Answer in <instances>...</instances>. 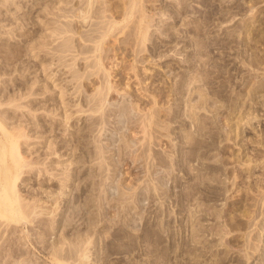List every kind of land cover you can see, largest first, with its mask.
Returning a JSON list of instances; mask_svg holds the SVG:
<instances>
[{"label":"rangeland","instance_id":"obj_1","mask_svg":"<svg viewBox=\"0 0 264 264\" xmlns=\"http://www.w3.org/2000/svg\"><path fill=\"white\" fill-rule=\"evenodd\" d=\"M67 1L0 0V100L33 87L14 126L36 163L18 183L33 202L58 199L37 217L49 233L34 224L24 244L18 227L0 248L24 249L22 264L59 247L88 264H264V0H91L86 20ZM68 22L75 34L53 31Z\"/></svg>","mask_w":264,"mask_h":264},{"label":"bare ground","instance_id":"obj_2","mask_svg":"<svg viewBox=\"0 0 264 264\" xmlns=\"http://www.w3.org/2000/svg\"><path fill=\"white\" fill-rule=\"evenodd\" d=\"M91 0H81L80 2H82L83 4H84V2L86 3V5H85V7H86V10H85V7L83 8L82 6H83V4H79L76 8H74V6H72V7H70V8H68L66 11H65V13L67 14V12L68 13H73V15H75V16H78V17H80L81 15L83 16V19L82 20H86V19H88L89 18V15H90V12H94V13H96L94 10H93V6H94V3L93 2H90ZM93 1V0H92ZM128 1H130V0H126V2H128ZM73 1L72 0H68L67 1V6H68V4L69 3H72ZM132 1H130V3L127 5L128 7H130L131 9L133 8V6H134V3L132 2ZM97 3H99V1H97ZM102 3V2H101ZM137 3H138V0H137ZM126 6V7H127ZM111 7V6H110ZM109 7V8H110ZM124 7V9H125V6H123ZM80 8H82L83 9V11H82V13L83 14H80L81 12H77ZM103 8H105V6L103 7ZM130 8L128 9H125L124 11H128V10H130ZM137 8L138 7H136V10H137ZM63 9V8H62ZM61 9V10H62ZM95 9H97V8H95ZM59 10V9H58ZM92 10V11H91ZM99 10V9H98ZM97 10V11H98ZM106 10V9H105ZM105 10H104V12L103 13H105ZM107 11V10H106ZM112 11V10H111ZM134 11H135V9H134ZM133 11V13H132V15L134 14V13H136V12H138V10L136 11V12H134ZM102 12H99V13H102ZM129 12V11H128ZM128 12H127V14H128ZM140 12V11H139ZM62 13V12H61ZM93 13V14H94ZM98 13V14H99ZM102 13V15L104 16V14ZM125 13V12H124ZM87 14V15H86ZM126 14V15H127ZM64 16H65V14H63ZM62 15V16H63ZM92 15V14H91ZM131 15V16H132ZM60 16V15H59ZM58 16V17H59ZM68 16V15H67ZM102 16V17H103ZM105 17H107V15L105 16ZM81 18V17H80ZM101 18V17H100ZM56 20V19H55ZM59 21V20H58ZM106 21V20H105ZM113 21V22H112ZM110 20V21H108V22H110V27L108 28L107 27V29H106V31L108 30V29H112L113 27H114V25H115V23H117V22H115L114 20ZM55 22V21H54ZM57 22V21H56ZM61 22V21H60ZM74 22V21H73ZM99 22V21H98ZM101 23H102V21H100ZM107 22V23H108ZM145 22V21H144ZM69 23V22H68ZM61 24H62V22H61ZM66 25L64 26V28H62V27H58V26H55V28L53 27V31L54 32H56V33H58L59 34V36H60V34H67V33H72V34H75V32H76V25L75 24H72V23H69V24H67V23H65ZM100 24V23H99ZM104 24V23H103ZM106 24V23H105ZM96 25V24H95ZM108 26H109V24H107ZM97 26V25H96ZM99 26V25H98ZM101 26V25H100ZM104 26V25H103ZM106 26V25H105ZM58 27V28H57ZM97 28V27H96ZM105 28V27H104ZM117 28H119V27H117ZM144 28H146V27H144V25H143V29ZM100 29V28H99ZM79 30V29H78ZM92 30V29H91ZM110 30H108V31H110ZM115 30H117L116 29V27H115ZM53 31H51V32H53ZM93 31L94 32H98V31H96V30H94L93 29ZM102 31V30H101ZM113 31V30H112ZM147 31V30H146ZM54 32H53V34H54ZM78 32V31H77ZM81 32V31H80ZM55 33V34H56ZM91 33V32H90ZM99 33V32H98ZM105 33V32H104ZM58 34H57V36H58ZM85 34V33H84ZM95 34V33H94ZM49 35V34H48ZM48 35H46V36H48ZM87 35V34H86ZM89 35V34H88ZM87 35V36H88ZM143 35H144V33H143ZM142 35V36H143ZM44 36V35H43ZM49 36H51V34L49 35ZM53 36V35H52ZM97 36V35H96ZM95 35H90L88 38L86 37V39H84V40H86V41H88V40H92V41H94L93 39L94 38H97ZM101 36H103L102 34H101ZM43 38V37H42ZM45 38V37H44ZM43 38V39H44ZM65 38H67L68 39V37L67 36H65ZM99 38V37H98ZM139 38H141V37H139ZM62 39V38H61ZM64 39V38H63ZM62 39V41L63 42H66V39L65 40H63ZM47 40V39H46ZM45 40V41H46ZM69 40V39H68ZM67 40V43L64 45L63 44V42H61L60 41V44L62 43L63 45H62V47H61V49L59 48V46H61V45H59L58 46V48H59V50L61 51V52H66V51H71V47L72 48H74L73 46H70V43H69V41L71 40V38H70V40L68 41ZM45 41H43L42 42V40H41V42H39V43H41L40 44V46H42L43 45V43L45 42ZM73 41V40H72ZM89 41V42H90ZM91 41V42H92ZM97 41H99V40H97ZM96 40L94 41V42H97ZM71 42V41H70ZM93 43V42H92ZM98 43V42H97ZM37 44V43H36ZM45 44V43H44ZM46 44H48V43H46ZM39 45V44H38ZM72 45V44H71ZM39 46V47H40ZM43 46H45V45H43ZM43 46L41 47V48H43ZM95 48H96V51L98 50L99 51V49H101V48H103V47H101L100 48V44H99V47L97 48V45L96 46H94ZM35 48H36V46H35ZM34 48V49H35ZM45 48V47H44ZM90 48V47H89ZM91 48H93V46L91 47ZM90 48V49H91ZM37 49V48H36ZM56 50H58L57 48H55ZM89 49V50H90ZM41 50V49H40ZM43 50V49H42ZM76 50V49H75ZM53 51H55V50H53ZM78 51L80 52V53H84L85 51H86V53H87V51H88V48H87V46H82L81 47V45L80 46H78ZM56 53V52H55ZM49 54V53H48ZM98 54V53H97ZM100 54H102L101 53V51H100ZM67 55V54H66ZM19 53L17 52V54L15 53L13 56H12V58H13V60L15 59V60H17V57H18V59H19ZM46 56V55H45ZM60 56V55H59ZM93 56V55H92ZM95 56V55H94ZM97 56V55H96ZM100 56V55H99ZM104 56V55H103ZM12 58H11V56H10V58L9 57H6V61L7 62H9L10 60H12ZM61 58V57H60ZM46 59V58H45ZM102 59V60H101ZM58 60V59H57ZM60 60V59H59ZM61 60H62V58H61ZM100 60L101 61H103L104 59L103 58H100ZM64 61V60H63ZM62 61V62H63ZM95 61V60H94ZM41 62V61H40ZM92 62V61H91ZM104 62V61H103ZM94 63V62H93ZM64 64V63H63ZM104 64V63H103ZM95 64H93L92 66H94ZM65 66H67V65H65ZM96 67V66H95ZM45 68V67H44ZM46 70V69H45ZM4 71V70H3ZM93 71H95V70H93ZM97 71V70H96ZM95 71V72H96ZM94 73V72H93ZM105 75V74H104ZM74 76H76V75H74ZM79 76H80V74H79ZM81 77V76H80ZM74 79V78H73ZM75 80H76V78H75ZM78 80V79H77ZM104 83H105V81H104ZM24 85V84H23ZM30 85V84H29ZM80 85V84H79ZM102 87H104L103 85H102ZM107 87V86H106ZM33 87H31V86H28V90H27V92H26V94H25V92H24V94H20V97H19V94H18V96L16 95V94H13L12 92V94H11V96L9 95V94H6V93H9L10 91H8L7 90V92H5V94L6 95H4V96H6L5 97V99H4V101L5 102H3L2 100H0V243H6L7 242V240H9V238L7 237V240L6 239H4V237H6L5 236V233L7 232L8 233V236L10 235V236H12V235H16V232L18 231V230H20V229H18V227H25V228H28L26 231L24 230V235H23V237H18L17 235V240H21V238H23L24 240H25V242H24V244L25 243H31V242H33V239L31 238V234H30V231H33V228H31V227H33V225L35 224V226L37 227V226H39L40 227V229L42 228L41 226H43V223H45L46 221L44 220V219H38L37 217H39V216H42V215H40V213H42L43 211L45 212L46 210H48L49 208H50V211H47L48 212V215L50 214V213H55V209L54 208H56V207H52V205H57V200L58 199H55V200H53V198H52V200H51V198H49L50 200H51V204L49 205V204H46L47 203V201L49 200H47L46 201V203L45 202H41V199H40V201H34L33 202V198L32 197H29V199H27V196H29L28 194H29V192L27 191L26 192V190L24 191L23 189H21V187H20V185H21V183L22 182H26V181H33V163L35 162L36 163V161H34L33 160V149L31 148H26L25 149V147H23L26 143H28V140H29V138H28V134L26 133V131L25 132H23L24 130H25V128H24V130H23V127H21L20 125L18 126V125H16V126H14V123H17L16 121V118H17V112H18V110L20 109L21 110V107L23 108V106L21 105V100L22 99H26V98H28V97H30L31 95H32V89ZM78 88H79V86H77V90H78ZM106 89V88H105ZM105 89H104V91H105ZM24 90V89H23ZM46 90V89H45ZM101 90H102V88H101ZM3 91H4V88H3ZM103 91V90H102ZM106 92V91H105ZM3 93V92H2ZM65 93V92H64ZM104 93V92H103ZM4 94V93H3ZM100 94V93H99ZM10 96L8 99H7V96ZM3 97V96H2ZM62 97V96H61ZM65 96H63L62 98H64ZM100 97H102V98H104L103 96H98V97H96V98H94V99H96V101L98 100V98H100ZM0 98H1V96H0ZM4 98V97H3ZM101 98V99H102ZM89 101H90V99H89ZM95 101V100H94ZM93 101V102H94ZM100 101V100H99ZM85 102V101H84ZM62 103H64L63 101H62ZM69 103V102H68ZM89 103V102H88ZM73 104V103H72ZM87 104V103H86ZM92 104V103H91ZM91 104H89V105H91ZM96 104V103H95ZM95 104H94V106H95ZM98 104V103H97ZM57 105V104H56ZM65 105V104H64ZM73 105H77V104H73ZM72 105V106H73ZM83 105V104H82ZM85 105V104H84ZM124 105V104H123ZM122 105V106H123ZM2 106H5L4 108H6V109H12V112H10V111H8V112H6L7 110H5ZM71 106V105H70ZM87 106V105H86ZM94 106L92 105V106H90L91 108H94ZM97 106V105H96ZM99 106V105H98ZM125 106V105H124ZM25 107V106H24ZM29 107V108H28ZM33 107V105H32V101H31V103L29 104V105H27V108H28V110H29V113L30 114H32V108ZM102 107V106H101ZM26 108V107H25ZM65 108V107H64ZM90 108V110H93V109H91ZM122 108V107H121ZM121 108H119V109H121ZM3 109L5 110V111H3ZM30 109H31V111H30ZM95 109V108H94ZM96 109H98V108H96ZM100 109V108H99ZM122 109H125L124 107L122 108ZM121 109V110H122ZM67 110V109H66ZM65 110V111H66ZM80 109H78V111H79ZM127 110V109H126ZM125 110V111H126ZM83 111H85V110H83ZM96 111V110H95ZM94 110H93V112H95ZM128 111V110H127ZM67 112V111H66ZM123 112V111H122ZM121 112V113H122ZM129 112V111H128ZM112 113V112H111ZM126 113V112H125ZM69 113H67V115H68ZM115 115V114H114ZM127 115V114H126ZM24 116V115H23ZM71 116H72V114H71ZM108 116H109V114H108ZM27 117V116H26ZM28 117H29V115H28ZM27 117V118H28ZM30 117H32V116H30ZM68 117V116H67ZM66 117V118H67ZM106 117H107V115H106ZM32 119V118H31ZM68 119H69V117H68ZM103 119H105V118H103ZM15 120V121H14ZM37 120V119H36ZM66 120V119H65ZM94 121H95V119H93ZM96 120H98V119H96ZM101 120V119H100ZM106 120V119H105ZM143 120H145V119H143ZM30 121V120H29ZM51 121V120H50ZM93 121V122H94ZM99 121V120H98ZM32 121H30V123H31ZM38 122V121H37ZM141 122H142V120H141ZM10 123H13V126H9V124ZM53 123H55V122H53ZM98 123V122H97ZM101 123V122H100ZM143 123H144V121H143ZM143 123H141V124H143ZM33 124V123H32ZM145 124V123H144ZM48 125V124H47ZM94 125V124H93ZM146 125H147V123H146ZM44 126V125H43ZM50 126V125H49ZM53 126H54V124H53ZM144 126V125H143ZM58 127V126H57ZM90 127V126H89ZM92 127V126H91ZM52 129H53V127H52ZM51 129V130H52ZM75 135V134H74ZM75 139V138H74ZM61 140V139H60ZM77 140V139H76ZM79 140V139H78ZM77 140V141H78ZM30 141V140H29ZM66 141V140H65ZM54 142V141H53ZM52 142V144L53 145H50L51 146V149L50 150H52L51 152L52 153H50V151H49V154H53V153H55V152H57L58 150H59V145L58 144H55V143H53ZM64 142V141H63ZM56 143H57V140H56ZM59 144H60V141L58 142ZM66 143H67V141H66ZM74 143V142H73ZM77 143V142H76ZM75 143V144H76ZM31 144V143H30ZM29 144V146H31ZM68 144V143H67ZM78 144V143H77ZM80 144V143H79ZM78 144V145H79ZM77 145V146H78ZM26 146V145H25ZM68 146V145H67ZM100 146H101V144L99 145V147H98V149L100 150ZM103 146V145H102ZM101 146V147H102ZM63 147H65V146H63ZM62 147V148H63ZM76 147V146H75ZM105 147V146H104ZM78 148V147H77ZM76 148V149H77ZM80 148V147H79ZM82 148V147H81ZM27 149H29V150H27ZM73 149H75V148H73ZM84 149V148H83ZM104 149V148H103ZM106 149V148H105ZM104 149V150H105ZM102 150V149H101ZM103 150V151H104ZM75 151V150H74ZM102 151V152H103ZM86 152V150L84 151V153ZM88 152V151H87ZM105 152V151H104ZM58 153V152H57ZM90 153H91V151H90ZM93 153H94V150H93ZM100 153V152H99ZM56 154V153H55ZM102 154V156H103V153H101ZM100 154V155H101ZM87 155V154H86ZM89 155V154H88ZM92 156L94 155V154H91ZM51 156H53V155H51ZM57 155H55L54 157H56ZM59 156H61V155H59ZM101 156V157H102ZM48 157H49V155H48ZM89 157H91V156H89ZM40 159V158H39ZM36 160V159H35ZM53 160V159H52ZM39 161V160H38ZM37 161V162H38ZM40 162V161H39ZM38 162V163H39ZM41 163V162H40ZM45 163V162H44ZM43 164V163H42ZM35 168H37L36 166H35ZM46 169H47V167H46ZM49 169V168H48ZM46 170V171H49V170ZM45 171V170H44ZM45 171V172H46ZM48 173H50V174H53V173H51V172H48ZM67 174V173H66ZM55 176H54V178H56V174H54ZM67 175H69V174H67ZM67 175H65L64 176V178L66 179V178H68L67 177ZM53 176V175H52ZM70 177V176H69ZM54 178L53 179H50V181H48V183L50 184L51 183V185L52 186H56V187H62V186H65L66 185V183H65V179L63 180L62 178L61 179H58V180H54ZM68 179H66V181H67ZM18 182H21L20 184L18 183ZM67 186V185H66ZM23 192H26L25 194H23ZM32 200H31V199ZM55 198V197H54ZM57 198V197H56ZM35 199V198H34ZM42 201H44V200H42ZM50 201H48V203H49ZM54 205V206H55ZM57 207H59V206H57ZM46 208V209H45ZM51 208H53V209H51ZM41 209H43V211L41 212ZM43 212V214H45V213H47V212H45L44 213ZM46 215V214H45ZM51 216V215H50ZM40 218V217H39ZM51 218V217H50ZM54 218V217H53ZM37 219V220H36ZM42 220H44L45 222H43ZM66 220V219H65ZM67 220H68V218H67ZM51 221V223H53L52 221H54V220H50ZM57 221V220H56ZM70 221H72V220H70ZM58 222V221H57ZM55 223V222H54ZM53 223V224H54ZM65 223H66V221H65ZM68 223H70L69 221H68ZM72 223V222H71ZM70 223V224H71ZM59 224V223H58ZM45 225V224H44ZM49 225H51L50 223H49ZM48 225V226H49ZM66 225H67V223H66ZM27 226V227H26ZM31 226V227H30ZM54 226L55 225H53V228H54ZM65 226V225H64ZM35 227V228H36ZM38 227V228H39ZM50 227V226H49ZM52 227V226H51ZM22 229V228H21ZM42 229H46V227H43ZM48 229V228H47ZM47 229H46V231H47ZM50 230V229H49ZM44 231L45 230H42V233H44ZM23 233V232H22ZM42 233L40 232L39 233V235L41 234V236L43 237V238H45L43 235H42ZM47 233H49L48 231H47ZM33 234V233H32ZM48 235V234H47ZM22 236V235H21ZM32 237H33V235H32ZM41 237V238H42ZM11 238H13V237H11ZM16 238H15V240H16ZM40 238V239H41ZM22 239V241H24ZM4 240V241H3ZM13 241V239H11V242L13 241V243H17V241ZM2 241V242H1ZM77 241H79V239L77 240ZM10 242V240L7 242V243H9ZM21 242V241H20ZM18 243H19V241H18ZM23 244V245H24ZM41 244V243H40ZM77 244V243H76ZM1 245H3V244H1ZM17 245V244H16ZM54 245V244H53ZM69 245H71V244H69ZM83 245V244H82ZM55 246V245H54ZM72 246H74V245H72ZM79 245H77V247H78ZM81 246V245H80ZM56 247V246H55ZM76 247V248H77ZM70 248H71V246H70ZM1 249V248H0ZM41 249V248H40ZM50 249V248H49ZM49 249H48V251H49ZM55 249V248H54ZM53 249V250H54ZM52 250V251H53ZM59 250H60V247H59ZM58 249H55L54 250V252H53V254H52V256H53V258H51V260L49 261L50 262V264H70V263H74V262H76V261H74V262H72L73 261V259H71L72 261L71 262H69V259L71 258V254L73 253H67V254H65V252L64 253H62V251L60 250L59 251ZM68 250V248L66 249V252H68L67 251ZM72 250V249H71ZM77 251H80V250H82L81 248H77L76 249ZM75 250V248H74V250L73 251H76ZM2 251H3V254H2ZM24 249L22 250L21 248H18V247H13V246H10L9 248H7L6 246L4 247V245H3V247H2V249L0 250V257H2V259L4 260L5 259V261H6V264H22V262H23V260H22V262L18 259V261H16L17 260V258L20 256V255H22L24 252ZM64 251H65V248H64ZM28 252V251H27ZM81 252V251H80ZM26 254V253H25ZM85 254V253H84ZM84 254H80V258H78V260L79 261H77V262H79L78 264H88L87 263V256H86V258L84 257L85 255ZM88 254V253H87ZM86 254V255H87ZM73 255H75L74 253H73ZM77 255V254H76ZM79 255V254H78ZM82 255H83V257H82ZM23 256V255H22ZM21 257V256H20ZM74 257H76V256H72V258H74ZM77 258V257H76ZM1 259V260H2ZM12 259V260H11ZM85 259V260H84ZM3 260H2V262L0 263V264H2V263H4L5 264V262H3ZM25 260V259H24ZM76 260V259H75ZM87 260V261H86ZM26 261V260H25ZM76 262V263H77ZM33 264H40V263H38V261H36V263H35V261H33ZM44 264H45V262H44Z\"/></svg>","mask_w":264,"mask_h":264}]
</instances>
